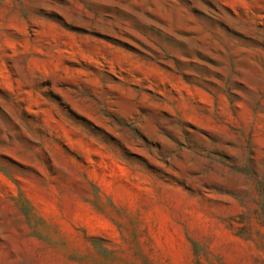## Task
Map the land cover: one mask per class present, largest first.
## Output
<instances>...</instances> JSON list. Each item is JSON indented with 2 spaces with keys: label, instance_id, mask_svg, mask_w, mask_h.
<instances>
[{
  "label": "rangeland",
  "instance_id": "rangeland-1",
  "mask_svg": "<svg viewBox=\"0 0 264 264\" xmlns=\"http://www.w3.org/2000/svg\"><path fill=\"white\" fill-rule=\"evenodd\" d=\"M0 264H264V0H0Z\"/></svg>",
  "mask_w": 264,
  "mask_h": 264
}]
</instances>
